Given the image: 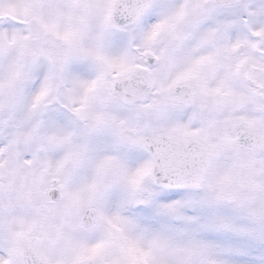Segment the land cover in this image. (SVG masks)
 <instances>
[{
	"label": "snow or ice",
	"instance_id": "1",
	"mask_svg": "<svg viewBox=\"0 0 264 264\" xmlns=\"http://www.w3.org/2000/svg\"><path fill=\"white\" fill-rule=\"evenodd\" d=\"M0 264H264V0H0Z\"/></svg>",
	"mask_w": 264,
	"mask_h": 264
}]
</instances>
